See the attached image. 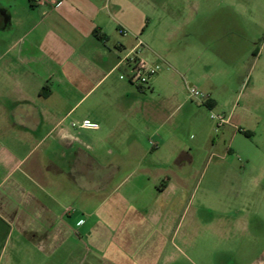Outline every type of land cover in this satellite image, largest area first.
I'll return each instance as SVG.
<instances>
[{
    "label": "crops",
    "instance_id": "crops-1",
    "mask_svg": "<svg viewBox=\"0 0 264 264\" xmlns=\"http://www.w3.org/2000/svg\"><path fill=\"white\" fill-rule=\"evenodd\" d=\"M48 1L0 0V259L8 254V264L81 263L88 243L96 252L105 246L101 264H155L160 255L145 259L135 246L166 244L188 196L192 164L202 158L220 170L237 153L238 134L252 136L233 122L239 95H217L222 82L209 74L216 60L199 52L196 80L209 99L189 103L186 91L193 85L180 75L190 74L191 66L171 57L177 20L163 18L161 0ZM219 1L216 14L209 13L208 1H191L186 23L198 25L196 38L210 37L212 23L216 41L233 37L231 44L240 35V15L232 8L237 0ZM134 52L162 67L148 89L120 78L128 74L120 59ZM220 98L233 102L228 123L216 127L221 154L200 118L202 108L215 109ZM85 120L99 128L80 127ZM185 126L196 140L180 138ZM247 162L254 218L250 225L237 223L252 224L254 233L234 243L259 251L238 255L240 263L264 264L262 148ZM144 223L156 230V240L144 237Z\"/></svg>",
    "mask_w": 264,
    "mask_h": 264
},
{
    "label": "rangeland",
    "instance_id": "rangeland-1",
    "mask_svg": "<svg viewBox=\"0 0 264 264\" xmlns=\"http://www.w3.org/2000/svg\"><path fill=\"white\" fill-rule=\"evenodd\" d=\"M191 1L193 0H161L167 8L166 12L163 11V18L171 15L177 20V49L171 57L183 66H191L190 74L182 72L180 76L182 80H186V84H192L202 93L203 89L196 80L201 73L198 72L201 69H198L200 62L197 61V56L202 52L203 59L211 62L216 60V64L211 63L213 69L209 74L222 82L217 95H239L238 100L233 101L236 106L233 122L242 130L250 131L252 136L238 134L235 141L237 153L233 154V159L231 157L220 170H214L212 166L207 167L202 158L196 160L191 166L193 178L188 183V196L179 206L176 222L172 225L166 244L158 247L152 241L140 242L134 250H138L145 259L160 255L155 264H250L249 261L240 263L237 256L256 254L259 251L248 245L236 246L234 240L249 239L250 234L252 236L254 233L252 224L251 227L242 228L237 222L246 221L250 225L253 221L254 215L250 213L254 199L253 167L247 160L253 157L257 146L264 151V0H235L236 5L232 8L234 7L240 15V35L236 36L231 44L229 40L233 37H223L219 42L216 41V35L212 36L215 31L212 23L207 28L208 32H211V38H196L198 25L186 23ZM203 1L210 3L207 9L211 14H216L220 9L219 0ZM196 46L199 51L193 54L191 49ZM178 94L182 98V90H179ZM186 95L190 104H200L198 100L189 97L188 91ZM233 102L224 103L221 99L213 110L202 108L203 114L200 118L205 127L212 129L211 134L216 142L215 150L219 154L224 150L222 134L221 130H217V122L211 119V114L229 115ZM187 109L188 107L183 109L175 119L181 118ZM178 134L180 138L188 136L190 142L196 140L194 132L186 126L180 129ZM191 135H194L193 139ZM229 140L230 136L226 135L227 145ZM261 204L264 207L263 200ZM240 209L244 210L242 215L238 213ZM149 225L143 224L146 230L144 237L156 240V230L152 233L153 227ZM141 238L143 237L140 236ZM92 246L88 243L84 245L80 251L82 262L72 264H101L103 251L100 252L99 249L103 250L105 246L95 247L99 252ZM6 256L0 259V264H8ZM165 258L168 259L167 262L164 261Z\"/></svg>",
    "mask_w": 264,
    "mask_h": 264
},
{
    "label": "built area",
    "instance_id": "built-area-1",
    "mask_svg": "<svg viewBox=\"0 0 264 264\" xmlns=\"http://www.w3.org/2000/svg\"><path fill=\"white\" fill-rule=\"evenodd\" d=\"M35 5H44L49 3L48 0H33ZM52 5H55L52 3ZM119 33L122 35H127V31L119 30ZM142 43L138 42L137 48L141 47ZM120 64L124 65L128 69V74L121 75V79L127 78L130 84L140 88V89H148L150 80L158 75L162 71V67L160 65H150L146 63L142 58H140L136 52L126 54L120 59ZM189 96L192 100H198L201 104H204L208 101L209 96L205 93L200 92L198 89L194 87L188 88ZM211 119L217 122V127H221L228 123V117L224 115H214L211 114ZM73 127L78 126L77 123H73ZM80 127L97 130L99 126L95 123H92L88 120L83 121L80 124Z\"/></svg>",
    "mask_w": 264,
    "mask_h": 264
}]
</instances>
